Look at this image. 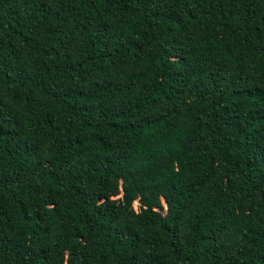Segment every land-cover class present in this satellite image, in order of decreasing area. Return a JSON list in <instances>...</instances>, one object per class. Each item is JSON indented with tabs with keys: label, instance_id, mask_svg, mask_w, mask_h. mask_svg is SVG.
I'll return each instance as SVG.
<instances>
[{
	"label": "trees",
	"instance_id": "obj_1",
	"mask_svg": "<svg viewBox=\"0 0 264 264\" xmlns=\"http://www.w3.org/2000/svg\"><path fill=\"white\" fill-rule=\"evenodd\" d=\"M0 264H264V0H0Z\"/></svg>",
	"mask_w": 264,
	"mask_h": 264
},
{
	"label": "rangeland",
	"instance_id": "obj_2",
	"mask_svg": "<svg viewBox=\"0 0 264 264\" xmlns=\"http://www.w3.org/2000/svg\"><path fill=\"white\" fill-rule=\"evenodd\" d=\"M136 205V203L133 202L132 206L134 207Z\"/></svg>",
	"mask_w": 264,
	"mask_h": 264
}]
</instances>
